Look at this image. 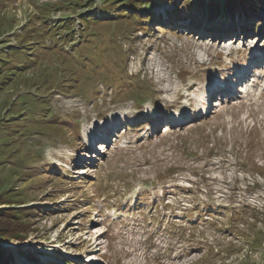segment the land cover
<instances>
[{
	"label": "rangeland",
	"instance_id": "obj_1",
	"mask_svg": "<svg viewBox=\"0 0 264 264\" xmlns=\"http://www.w3.org/2000/svg\"><path fill=\"white\" fill-rule=\"evenodd\" d=\"M106 1L0 0V264H264V9Z\"/></svg>",
	"mask_w": 264,
	"mask_h": 264
},
{
	"label": "trees",
	"instance_id": "obj_2",
	"mask_svg": "<svg viewBox=\"0 0 264 264\" xmlns=\"http://www.w3.org/2000/svg\"><path fill=\"white\" fill-rule=\"evenodd\" d=\"M151 1H153V0H146V2H144L142 5H144V7H146V8H148L150 6V2ZM170 1H172V0H170ZM107 2H110V1L107 0L106 3ZM135 2H139V1L128 0L127 2L125 1L124 3L126 5H128L130 9H136L137 5H133V3H135ZM255 2H258V3H255ZM194 3H196L197 6H199L200 8L203 9L202 10V14H206L207 13L210 17L213 16V14H214L213 12H215V14H214V17H215L216 14H218V13H224V14L228 13V12L234 13V12L239 11V10H241V11L245 10L243 12V15L246 16L245 14L248 15V13H246V12H250L249 10L253 9L255 7V4L260 5L261 6L260 8L264 9V0H195ZM187 5H188L189 8L193 7V6H190L191 5L190 3H187ZM227 8H228V11L224 10V9H227ZM127 13H128L127 11H124L123 14H127ZM130 15H133L135 17L139 16L138 13H130ZM88 17H91V16H88ZM148 17L150 18V16H148ZM87 19H90V18H87ZM123 19H126V18H120V20H123ZM100 23H104V22H100ZM128 31H130V29ZM106 38H111V37L101 36V37L97 38V41H98V39L100 41H105ZM102 51L106 55L109 54L108 50H102ZM18 52L19 51L16 50V53H18ZM119 71H120V73L122 72L121 69ZM113 73L115 74V76L117 75V72H113ZM130 76L132 77L131 74H130ZM118 79H119V81H123L124 82L123 85H129L127 83H129V79L130 78H128L127 81H125L120 76ZM1 227L8 228L9 226L8 225L7 226L6 225L5 226L1 225ZM2 232L3 231H0L1 235H2Z\"/></svg>",
	"mask_w": 264,
	"mask_h": 264
},
{
	"label": "bare ground",
	"instance_id": "obj_3",
	"mask_svg": "<svg viewBox=\"0 0 264 264\" xmlns=\"http://www.w3.org/2000/svg\"><path fill=\"white\" fill-rule=\"evenodd\" d=\"M225 38V37H224ZM223 39V38H222ZM228 40H231V39H228ZM231 41H229L228 43H230ZM232 43H235V42H232ZM255 57V56H254ZM204 105L203 103H201V106ZM176 120V119H175ZM166 126V125H165ZM100 148V147H99ZM82 170V169H81ZM102 234V232H101Z\"/></svg>",
	"mask_w": 264,
	"mask_h": 264
},
{
	"label": "water",
	"instance_id": "obj_4",
	"mask_svg": "<svg viewBox=\"0 0 264 264\" xmlns=\"http://www.w3.org/2000/svg\"><path fill=\"white\" fill-rule=\"evenodd\" d=\"M1 246V245H0ZM8 246H11V245H8Z\"/></svg>",
	"mask_w": 264,
	"mask_h": 264
}]
</instances>
